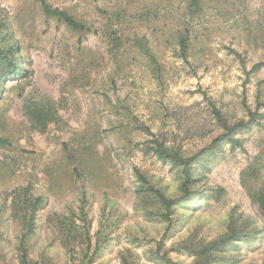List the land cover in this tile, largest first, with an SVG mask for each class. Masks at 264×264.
I'll use <instances>...</instances> for the list:
<instances>
[{
    "label": "rangeland",
    "instance_id": "1",
    "mask_svg": "<svg viewBox=\"0 0 264 264\" xmlns=\"http://www.w3.org/2000/svg\"><path fill=\"white\" fill-rule=\"evenodd\" d=\"M47 1L71 8L91 30L46 16L41 0H0V19L20 41L28 70L7 78L0 96V135L11 141L0 144V264H24L28 224L18 206L28 185L29 197H43L26 242L30 264H264V214L242 184L264 137V67L253 70L264 61V42L250 35H264V0H201L193 16L184 0ZM119 3L135 15H127L125 33L146 35L159 65L132 42L113 50L117 25L110 30L108 17ZM182 25L191 29L187 61L172 32ZM46 99L58 120L37 131L25 104ZM213 106L229 124L250 111L259 124L234 134L241 145L213 144L225 131ZM165 137L199 157L194 196L174 206L171 223L148 190L180 187L175 164L151 149ZM231 225L246 235L199 254Z\"/></svg>",
    "mask_w": 264,
    "mask_h": 264
},
{
    "label": "trees",
    "instance_id": "2",
    "mask_svg": "<svg viewBox=\"0 0 264 264\" xmlns=\"http://www.w3.org/2000/svg\"><path fill=\"white\" fill-rule=\"evenodd\" d=\"M184 1H186V5L183 8H186V10H188L190 16H193V14H195L201 8V0ZM130 3L131 0L128 1L127 6ZM41 8L46 16L55 18L78 32L87 33L91 30L88 26L87 21L78 18L77 15L72 12L71 8L55 7L50 4L47 0H41ZM143 8H149V11H146V13L153 10L152 7H149L147 5L143 6ZM183 8L179 11L183 10ZM99 10L102 13H108L106 9L99 8ZM110 14L111 15H109L108 17V25L110 30L112 27L117 25L116 29L112 28V31L110 32L111 41L114 44L113 50H118L120 47L125 46L128 43L130 44L132 42V45L136 46L144 55L149 57L151 62L156 65H159L160 63L158 57L155 54L153 47L151 46L150 39L146 35L139 36V34L136 33L132 36L128 33H125L126 28L124 27V25L127 19V15H130V17L132 18L135 17V15L130 14L127 11V8L122 3L117 4L110 11ZM154 16L156 17V14ZM140 19L144 18L140 17ZM151 21L153 20L151 19ZM172 32L176 35V44L180 48V56L187 61L192 38L191 29L182 25L181 27H176ZM250 35H254L252 36V38L254 39L257 45H261L262 42H264L263 34L255 35L250 33ZM20 48V41L14 39L11 27H9L8 23L4 19H0V96L3 92L2 85L4 81L7 80V78L21 79L23 77L28 76V70L24 66L23 60L20 58V55H18V53L20 52ZM262 67H264V61H259L254 64L253 70H258ZM160 71L161 68L160 66H158L156 72L160 73ZM25 113L32 125V128L37 131H46L48 129L49 124L57 121L59 116L53 101L49 99L31 100L29 102H26ZM213 114H215V117L220 126L225 129L222 135H219L213 139V144L216 141L223 140L226 138L232 143L241 145V140L239 139V137H235L234 134L239 133L240 131H243L245 129H251L256 124H259V122L257 121V116L259 113L253 111H250L249 119L240 120L236 123L231 124L227 122L221 110L215 106H213ZM153 143L154 145L151 146V149L154 151V153L165 162H173V164H175L176 169H178L180 187L177 188L176 191L169 192L166 188H148L149 191H152L150 195L153 197L155 202L163 205L164 209L166 210L165 213H161L162 217L166 218L171 223L173 220L171 214L174 209V206L178 202H182L183 200L188 201L190 198H192L191 196H194L193 193L195 191L192 189V186L198 181L197 177L194 174L197 169L196 162L199 163V157L198 154H185L180 146L174 148L170 145H167V137L162 140L156 138L154 139ZM0 144L10 145L11 141L0 135ZM94 148L95 147L93 146L92 142L88 145V147H84L83 155L86 156L88 160H93L91 158V153H93ZM260 148L262 149H260V151L255 155L253 162L242 171V184L246 188L253 202L259 204V207L261 208L264 214V137L260 141ZM3 163L5 162L0 161L1 166ZM84 168H87V165L82 164L80 166H77L75 171L77 174H79L80 171ZM137 172L140 174L141 178L145 179V177L142 176L141 171ZM144 181H147V179ZM31 187V185H28L24 188V203L18 206L22 218L24 219L25 223L28 224L26 231L21 236L20 244V248L23 253L22 262L24 264H30L27 260V237L31 234L33 228L35 227L36 213L43 202V197L41 195H37L36 197H29L27 193L30 192ZM18 196L21 195L18 194ZM144 197L146 198V196ZM86 204L87 198L86 195L83 194V197L81 199L82 213H84ZM231 227L232 231H229L222 235L219 239L214 240L210 246H207L202 251H199V254L208 255L217 247L221 245L225 246L228 242L233 241L235 238L246 235L245 233H243L242 230H237L232 225ZM99 240L100 239H98L97 241V248L100 247ZM163 260H165L164 262L167 264H174L173 261L168 258H163ZM206 261H210V258L207 257Z\"/></svg>",
    "mask_w": 264,
    "mask_h": 264
}]
</instances>
